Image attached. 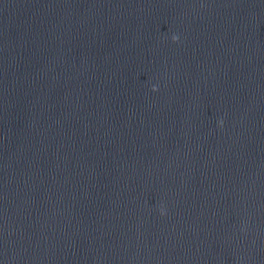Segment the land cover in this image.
Wrapping results in <instances>:
<instances>
[{
	"label": "water",
	"instance_id": "1",
	"mask_svg": "<svg viewBox=\"0 0 264 264\" xmlns=\"http://www.w3.org/2000/svg\"><path fill=\"white\" fill-rule=\"evenodd\" d=\"M0 264H264V0H0Z\"/></svg>",
	"mask_w": 264,
	"mask_h": 264
},
{
	"label": "clouds",
	"instance_id": "2",
	"mask_svg": "<svg viewBox=\"0 0 264 264\" xmlns=\"http://www.w3.org/2000/svg\"><path fill=\"white\" fill-rule=\"evenodd\" d=\"M179 39V36H177V35H174L173 36V40H178ZM155 87V86H154ZM221 123H223L222 121H221Z\"/></svg>",
	"mask_w": 264,
	"mask_h": 264
}]
</instances>
